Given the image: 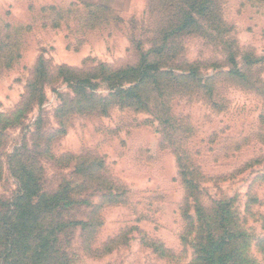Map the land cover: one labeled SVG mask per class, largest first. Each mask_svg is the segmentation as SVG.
<instances>
[{
	"label": "rangeland",
	"instance_id": "rangeland-1",
	"mask_svg": "<svg viewBox=\"0 0 264 264\" xmlns=\"http://www.w3.org/2000/svg\"><path fill=\"white\" fill-rule=\"evenodd\" d=\"M185 1L0 0V213L18 188L10 170L33 172L45 194L64 189L68 264H195L196 232L181 238L180 169L193 172L194 219L198 207L209 215L230 202L248 236L244 257L264 264V0H212L170 33ZM138 45L163 46L157 79L140 88L150 111L124 107L100 83L136 65ZM59 67L82 74L95 95L79 104ZM236 67L243 83L225 76ZM95 99L108 100L106 113Z\"/></svg>",
	"mask_w": 264,
	"mask_h": 264
},
{
	"label": "trees",
	"instance_id": "trees-1",
	"mask_svg": "<svg viewBox=\"0 0 264 264\" xmlns=\"http://www.w3.org/2000/svg\"><path fill=\"white\" fill-rule=\"evenodd\" d=\"M212 0H187L184 5H189L187 12L181 10V22L175 23L170 33H180L188 24L196 23L192 13L202 17L208 14ZM86 7L108 12L103 4H90ZM139 60L136 65L127 66L119 70H110L108 75L100 80V83L109 90H112V98L119 97L120 104L124 107L134 108L136 111H150V97L140 94L141 87L158 76L157 58L163 52V46L143 51L138 45ZM231 60V59H230ZM232 61V60H231ZM253 60L247 63L253 65ZM41 62L40 65L41 66ZM104 65H101L95 72H102ZM43 67L36 66L33 79L43 73ZM67 67L56 69L55 75L63 77L68 88L74 92L81 104L82 99L88 100L95 94L90 90L94 88L92 82L85 80L82 74ZM225 76L243 83L246 79L245 71L241 68L228 70ZM190 79L188 76L174 77ZM129 85L124 88V85ZM205 88V87H202ZM88 89V91H87ZM40 93V92H39ZM96 108L103 107L102 113H106V106L102 102L108 100L95 99ZM126 104V105H125ZM157 119L164 112L162 103L155 101L154 107ZM138 109V110H137ZM80 111V110H79ZM82 111V110H81ZM12 156H8L7 162L11 169ZM89 168V166H87ZM1 171V161H0ZM11 174L16 173L17 192L8 200L4 211L0 213V264H68L66 254L59 250V234L66 227L63 220L59 218V208L66 206L68 196L64 189L53 194L40 192L37 179L33 172L24 169L10 170ZM193 172L179 170L178 176L184 188V195L180 203V216L186 223V229L182 232L181 238L185 239L193 231L194 235L193 252L195 264H252L243 254L244 248L248 245L247 234L240 230L234 222L233 213L230 210V202L219 201L211 209L209 215L197 208L196 219L190 214L191 206L188 198L195 197L194 191L197 187L191 176ZM190 176V178H188ZM264 178V174L262 175ZM74 225L82 227L91 224L74 222ZM259 242H264V238Z\"/></svg>",
	"mask_w": 264,
	"mask_h": 264
}]
</instances>
